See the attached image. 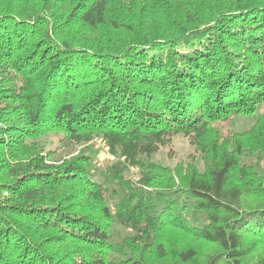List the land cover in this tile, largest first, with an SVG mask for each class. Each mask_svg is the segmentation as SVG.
<instances>
[{"label": "trees", "instance_id": "trees-1", "mask_svg": "<svg viewBox=\"0 0 264 264\" xmlns=\"http://www.w3.org/2000/svg\"><path fill=\"white\" fill-rule=\"evenodd\" d=\"M259 106L264 0H0V264H264ZM48 134L140 174L112 165L108 191L93 145L56 158ZM177 134L202 169L149 159Z\"/></svg>", "mask_w": 264, "mask_h": 264}, {"label": "rangeland", "instance_id": "rangeland-1", "mask_svg": "<svg viewBox=\"0 0 264 264\" xmlns=\"http://www.w3.org/2000/svg\"><path fill=\"white\" fill-rule=\"evenodd\" d=\"M258 109L259 112H264V106H259ZM255 120L256 115L251 117L232 116L228 120L214 123L212 126L220 134H229L230 132H242L249 129ZM59 138L60 136L57 134H48L38 139L37 142L42 145L45 150H53L56 158H70L76 155L78 150L86 148L88 145H93V148L97 149V154L88 167L91 178L95 181L104 183L108 191L116 189L114 183L108 181L107 173L114 164L120 163V165L126 166L122 157L111 155L107 150V147L104 146L98 137L94 138V140L88 145H81L79 147H76L75 145L72 146L65 141H59ZM188 140L189 138L183 134L174 135L169 145L160 147L159 150L151 155L149 159L163 167L173 168L176 163L183 162L194 163L199 169H202L201 154L195 151L194 146L190 145ZM242 161L249 162L261 176L264 175V164H258L255 162L256 155L245 153L242 157ZM124 174L127 179H135L140 173L138 170L126 166ZM107 196L109 205L112 206L113 200L109 198L110 194ZM187 217L190 219V222L197 227L203 222V216L199 213L193 212L192 209H188ZM132 232L133 230L131 228L114 225L110 234V242L113 244L120 243L127 234ZM110 256L115 258L114 254H111Z\"/></svg>", "mask_w": 264, "mask_h": 264}]
</instances>
